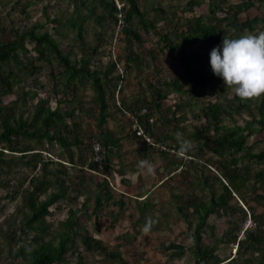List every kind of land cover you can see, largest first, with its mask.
<instances>
[{"label":"trees","instance_id":"1","mask_svg":"<svg viewBox=\"0 0 264 264\" xmlns=\"http://www.w3.org/2000/svg\"><path fill=\"white\" fill-rule=\"evenodd\" d=\"M96 1L115 25L119 20L122 21L121 32L127 42L131 40L141 42L137 32L139 29L156 32L154 21L147 20L146 12L139 6V0H116L120 7H117L115 0ZM226 1L211 0L208 4L207 16L181 17L183 22L179 28L175 24L173 30L157 34L170 54H178V49L184 50L193 44L200 43L206 47L209 55L213 56L217 48L226 43L228 62L225 68L213 73L214 78H220L227 69L232 67L231 64L235 61V50H241L239 55L245 54L246 45L242 37L252 33L258 25L264 27V16H253L243 21L237 19L238 15L245 13L256 3L263 6L264 0H243L230 6H225ZM85 4L84 0H76L74 13L64 23L67 29L76 31V39L80 43L84 38L83 22L89 16H93L94 20L101 25L105 21L104 16L96 14L91 8H86L87 10L84 8L86 12L82 14V5ZM197 5H199L198 1L191 0L188 10L192 9L190 6ZM229 9L233 11L230 16L227 14ZM218 11H226L225 16H216ZM160 19L165 18L158 16V20ZM226 20L231 21L230 30L222 28V22ZM40 29V25L27 29L13 28L9 37L0 40V102L3 96L13 93L14 86L20 83L24 76H33L41 70L35 61L47 62L50 61L48 56H52L62 67L65 88L70 87L74 97L77 96L79 88L86 83L94 92L97 133L93 138L101 146L104 155L102 165L106 174L102 172L101 179L91 180L94 188L90 189L85 186L82 178L79 179L77 193L81 195L87 193L86 199L82 202L84 208L93 196L91 211L68 209L67 218L60 223L58 231L52 234L51 223L46 218L50 215L49 208L67 195L64 185L65 179L70 177L67 166L85 167L94 174H98L99 167L91 160L92 138L89 146L82 148L83 139L78 124L74 121L67 122V118L73 117V112H62L58 107L52 109L45 99H37L30 117H23V113L17 115L15 102L0 105V187H2V176H6L10 181V175L14 174L15 177L20 167L39 171V175L30 176L27 186L20 190L22 222L20 234L14 240L21 244L12 254L10 245L12 243L6 244L5 241L6 248L0 247V253L4 249L10 259L4 264H14L17 258H20L24 264H60L66 262L69 254H75V248L80 245L87 252H98L118 261V264H123L124 261L116 249L117 245L113 249H107L101 240L88 234L80 220L90 219L92 216L96 218L97 211L104 209L107 201L113 196L111 188L113 190L115 188L111 186L109 180H113L115 173L123 178L126 172L123 166L113 167V159L122 160L125 144L130 145L133 142L136 144L139 138L143 140L144 145L148 146V144L142 137L136 136L133 129H127L129 133H122L109 127V120L114 118V113L109 112L110 106L116 105L115 92L121 80L119 75H114L117 63L110 61L104 68L91 69L90 54L86 50H83L79 60L73 62L69 54H64L60 43L48 32H41ZM96 51V47L91 49V52L96 53ZM31 53H34V56ZM123 60L124 64L131 63L136 69H139L142 63L140 58L132 52H128ZM180 62L188 71L189 59L181 57ZM257 66L260 75L264 76V59ZM118 70H121L120 67ZM154 73H157L155 69ZM160 81L164 89L151 85L149 102L135 101L132 105H127L126 99L121 97V105L131 114L133 121L138 122L144 133L152 134L156 139H159L155 133L157 124L165 130L175 132L176 135L184 136L186 132L180 123L186 122L187 116L181 112L183 106L175 103L174 108H166L163 112L162 102L167 98L170 90L184 95L187 98L186 102L190 104L195 98L198 99V81L203 84L206 80L203 76H199V80L194 78L192 81H195V85L182 82L179 78ZM33 97L31 96L30 99ZM255 101L257 100L252 96L234 93L233 97L227 100L226 106L209 102L202 109L203 117L211 122V127L194 130L190 135L191 140L200 141L199 145L211 155V158L206 160V164L202 165V176H199L196 181L199 188L208 190V198L200 200L191 190L187 197L189 203L186 211L183 212V204L178 206V209L183 212L182 218L191 230L190 251L194 264H264V212L256 211L257 206L261 204L264 206V169H253L254 165L264 163V151L254 153L252 144H248V138L256 133L264 132V96L260 97L257 103H254ZM121 105L120 109H123ZM121 113L123 115L127 112ZM242 114H245L246 118L240 125L234 116ZM153 117H155L154 120ZM225 118L228 119L227 124H223ZM169 125H172V128ZM261 140H264V136L259 139ZM33 141L39 144L46 141L47 144L57 145L61 149L58 161L44 157L42 151L46 150L36 149L31 144ZM170 147L172 148L169 149L173 151L192 157L191 153L180 147L178 143ZM144 149L138 147L140 152H144ZM4 150L18 155L5 159L3 158L6 154ZM160 152L162 155L167 154L166 151L160 150ZM62 161L67 165L64 166ZM197 161L201 163L200 160L197 159ZM53 165H58V169H51L50 166ZM51 188L53 191L49 192ZM259 189L260 192L256 193ZM248 193L254 194L252 199L256 203L255 207L248 205L246 198ZM140 201L136 222L143 227L157 229V217L153 213L154 205L148 202L147 196ZM122 206L123 203L120 202L119 208ZM189 209H191L190 212H188ZM211 216L226 218L219 242L235 245L233 257L222 260L217 255L215 246L204 243L205 233L213 235L215 231V225L209 222ZM247 217L253 226L243 229ZM240 231H242V237H239ZM125 236L126 234H123L119 237ZM46 237L50 238L45 240ZM27 245L33 246L28 248ZM166 249L173 251L172 254L177 257L186 251L183 245L173 242L169 243Z\"/></svg>","mask_w":264,"mask_h":264},{"label":"rangeland","instance_id":"2","mask_svg":"<svg viewBox=\"0 0 264 264\" xmlns=\"http://www.w3.org/2000/svg\"><path fill=\"white\" fill-rule=\"evenodd\" d=\"M75 1L0 0V40L9 37L13 28L27 29L40 25V31L48 32L57 40L64 54H69L73 62L79 60L83 50L90 54L91 69L104 68L110 61L116 62L114 75H119L121 80L115 92L116 107L111 105L109 110L114 113V118L112 117L113 119L111 118L108 122L109 127L113 130L122 133H129L127 129L132 130L133 118L122 107L121 97L126 99L127 105H132L135 101L149 102L151 100V85L164 89L160 80L168 81L172 78H179L182 82H190L193 85H195V81L192 80L194 78L199 80V76H203L206 80L203 84L198 81V99L195 98L190 104L186 102L187 98L184 95L170 90H167V98L162 102L163 112L166 108H174L175 103L183 106L181 112L187 116V121L180 123L186 132L184 136L176 135L169 129L165 130L159 124L155 127V133L159 139L149 134L155 144L172 148L170 146L178 143L180 147L188 150L192 157L189 158L188 155L182 157L175 150L162 155L156 145H144L141 138L136 141V144H134L135 142L130 145L125 144L122 160L113 159V167L123 166L126 171L123 178L116 173L113 174V180L109 177L111 186L115 188V191L111 188L113 196L107 201L104 209L97 211L96 218L92 216L90 219L82 218L80 220L88 234L101 240L107 249H113L117 245L116 249L124 261L123 264H194L190 251L191 230L182 218V213L187 209L189 203L187 197L191 190L200 200L208 198V190L199 188L196 181L199 176H202V165L206 164V160L211 158V155L199 145L200 141L191 140L190 135L194 130L211 127V122L203 117L202 109L209 102L226 106L227 100L231 99L234 93L252 96L257 100L254 103L264 96V76L260 75L257 66L264 59V27L258 25L252 33L242 37V41L246 45L245 54L239 55L241 50H235V61L231 64L232 69L229 68L225 71V73L227 72L226 77L224 73L220 78H214L213 73L225 68L226 62H228L226 43L218 47L213 56L209 55L206 47L200 43L193 44L184 50L178 49V54H170L165 49L164 42L157 35L159 32L165 33L173 30L175 24L179 28L183 22L181 17L207 16L208 4L211 0H196L199 5L190 6L191 10H188L191 0H139V6L146 12L147 20L154 21L156 27V32L137 30L141 42L134 40L127 42L121 32L123 26L121 20L115 25L96 0H84L86 4L82 5V14L86 12L84 8H91L96 14L104 16L105 21L101 25L94 20L93 16H87L88 19L83 22L84 38L82 43L76 39V31L64 26V23L74 13ZM242 1L227 0L225 6ZM225 12L218 11L216 16L224 17ZM232 12L229 9L227 14L230 16ZM158 16L165 19L158 20ZM253 16H264V5L256 3L254 7L238 15L237 19L243 21ZM230 23L229 20L222 22V28L230 30ZM173 40L175 39L173 38ZM95 47L97 48L96 53L91 52V49ZM128 52H132L140 58L142 63L139 69H136L131 63L124 64L123 59ZM31 55L34 56V53ZM48 57L50 61L47 62L35 61L41 70L33 76H24L22 81L14 86L12 94L1 98L0 105L15 102L16 114L23 113V117H30L37 99L41 98L45 99L52 109L58 107L62 112L72 111L73 117L67 118V122L74 121L78 124L83 139L82 148H86L89 146L91 138L97 133L94 92L86 83L79 88L77 96L74 97L70 87L65 88L64 86L62 67L52 56ZM181 57L189 59L190 68L188 71L181 64ZM154 69L157 71L156 74ZM31 96H34L33 99H30ZM120 105L123 109H120ZM121 112L127 113L122 115ZM234 118L241 125L246 115H235ZM154 119L155 117H153ZM227 122L228 119L225 118L223 124H227ZM169 127L172 128V125ZM263 136L264 132H260L248 138V144H252L254 153L264 151V140L259 141ZM31 144L36 149L46 150L42 151L44 157L58 161L61 149L57 145L47 144L46 141L41 144L33 141ZM138 147L141 149L145 147L144 152H140ZM4 152L6 153L3 157L5 159L18 155L6 150ZM88 158H90L89 155ZM62 163L65 164L64 166L67 165L64 161ZM103 166H98V174H94L93 171L85 167L67 166L70 175L65 179L64 184L67 195L49 208L50 215L46 218L51 223L52 234L58 231L60 223L67 218L68 209L82 210V212L91 211L93 196L90 197L84 208L82 202L86 199L87 193L85 192L83 195L77 193L79 179L82 178L88 189L94 188L91 180L101 179L102 172L106 174ZM50 168L56 170L58 165L50 166ZM261 168L264 169V163L256 164L253 167L254 170ZM16 175L14 177V174H11L10 181L6 176H2V187H0V247L6 248L5 241L6 244L12 243L10 244L12 254L21 244L14 240L20 234L19 229L22 222L20 190L27 186L28 178L32 175H39V171L20 167ZM21 184L22 187H20ZM51 191H53L52 188L49 192ZM259 192L260 189L256 191V193ZM145 196H147L148 202L154 205L153 213L157 217V229L143 227L136 222L139 216L138 202H141L140 200H143ZM253 196V193H248L246 198L248 205L255 207ZM120 202L123 203L122 208H119ZM180 204H183V212L178 209ZM190 211L191 209L188 210V212ZM256 211L263 213L264 206L262 204L257 206ZM190 219L192 220V217ZM225 221L226 218L223 216H211L209 222L215 225L214 234L205 233L203 239L204 243L215 246L216 253L222 260L233 257L235 253V245L219 242ZM251 226L253 223L247 217L243 229ZM123 234L126 236L120 238L119 236ZM239 237H242V231L239 232ZM49 238L46 237L45 240ZM172 242L183 245L186 248L185 253L178 257L174 256L173 251L166 249V246ZM32 246L27 245L28 248ZM75 249L76 253L69 254L66 262L60 264H118V261L98 252H87L80 245ZM9 260L7 252L3 249L0 253V264ZM14 264H24V262L17 258Z\"/></svg>","mask_w":264,"mask_h":264},{"label":"built area","instance_id":"3","mask_svg":"<svg viewBox=\"0 0 264 264\" xmlns=\"http://www.w3.org/2000/svg\"><path fill=\"white\" fill-rule=\"evenodd\" d=\"M117 7H120L119 3L115 0ZM121 72V70H120ZM152 121V120H150ZM132 129L135 132L136 136L142 137L144 139V141H146V143L148 145L151 146H155L162 151H166V152H173V150L167 148L166 146L162 145V144H155L152 140V138L149 136V134L144 133V131L142 130V128L139 126L138 122L136 120L133 121V125H132ZM152 140V141H151ZM91 148H92V162L96 165V166H101L102 162L104 160V155L102 153V149L100 144L96 141V139L91 140ZM182 157H186L184 154H181ZM236 196V195H235ZM250 222V221H249Z\"/></svg>","mask_w":264,"mask_h":264}]
</instances>
